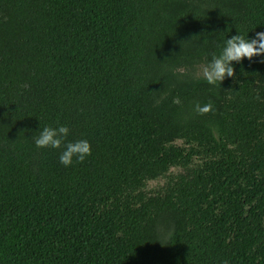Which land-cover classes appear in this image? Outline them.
<instances>
[{"label":"trees","instance_id":"16d2710c","mask_svg":"<svg viewBox=\"0 0 264 264\" xmlns=\"http://www.w3.org/2000/svg\"><path fill=\"white\" fill-rule=\"evenodd\" d=\"M261 31L264 0H0V264H264V55L198 73ZM59 125L82 163L35 146Z\"/></svg>","mask_w":264,"mask_h":264},{"label":"clouds","instance_id":"9594fccd","mask_svg":"<svg viewBox=\"0 0 264 264\" xmlns=\"http://www.w3.org/2000/svg\"><path fill=\"white\" fill-rule=\"evenodd\" d=\"M264 55V31L257 32L254 38H245V36L237 34L226 39L225 46L217 55L213 54L212 59L203 65L200 73L209 84L216 85L222 82L226 77L235 75L232 62H240L244 58L252 60L254 56ZM264 62V61H262ZM174 102H179L178 100ZM194 110L199 115H204L213 110V103L201 105L196 102ZM70 128L68 125H59L58 127L45 126L39 135L34 138L37 148H55L64 150L59 156L60 163L65 167L73 163L75 157L76 162L82 163L87 156L91 155V144L87 139H80L74 142H67ZM221 264H229L227 259L221 261Z\"/></svg>","mask_w":264,"mask_h":264},{"label":"rangeland","instance_id":"374dc122","mask_svg":"<svg viewBox=\"0 0 264 264\" xmlns=\"http://www.w3.org/2000/svg\"><path fill=\"white\" fill-rule=\"evenodd\" d=\"M201 67H202V66H199V67H198V73H199V74H201V73H200V69H201Z\"/></svg>","mask_w":264,"mask_h":264}]
</instances>
